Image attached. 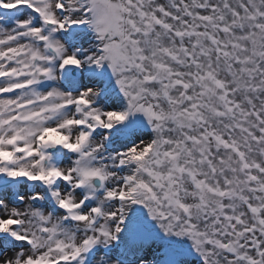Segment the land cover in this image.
Here are the masks:
<instances>
[{
    "label": "snow or ice",
    "instance_id": "6c2138e0",
    "mask_svg": "<svg viewBox=\"0 0 264 264\" xmlns=\"http://www.w3.org/2000/svg\"><path fill=\"white\" fill-rule=\"evenodd\" d=\"M0 264H264V0H0Z\"/></svg>",
    "mask_w": 264,
    "mask_h": 264
}]
</instances>
